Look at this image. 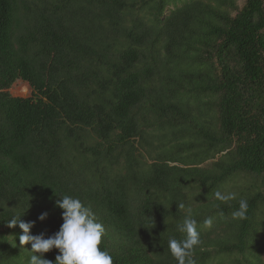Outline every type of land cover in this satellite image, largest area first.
Wrapping results in <instances>:
<instances>
[{"label": "trees", "instance_id": "1", "mask_svg": "<svg viewBox=\"0 0 264 264\" xmlns=\"http://www.w3.org/2000/svg\"><path fill=\"white\" fill-rule=\"evenodd\" d=\"M62 195L113 264H176L189 212L197 264H264V0H0V264L32 255L8 220L50 236Z\"/></svg>", "mask_w": 264, "mask_h": 264}, {"label": "clouds", "instance_id": "2", "mask_svg": "<svg viewBox=\"0 0 264 264\" xmlns=\"http://www.w3.org/2000/svg\"><path fill=\"white\" fill-rule=\"evenodd\" d=\"M216 197L222 201L234 198V194H222L217 192ZM56 200L55 205L62 210V220L59 230L46 236L45 233L38 235L30 234L35 222H25L21 216H13L8 220L7 226L15 228L17 225L22 230L19 236L20 245L31 244L32 255L27 264H113V257L107 250L101 249L102 237L105 228L95 216L89 206H86L79 198L62 195ZM178 208L184 209L185 204L180 203ZM248 203L246 200L239 201V208L232 213L234 218L243 219L246 216ZM47 212L41 213L38 219L44 221ZM212 218L203 221L204 227L212 226ZM177 229L183 234V239L170 238L168 250L176 260V264H197L192 253L200 245V231L198 222L191 213L185 215L177 224ZM57 249L59 254L55 261L44 258V253Z\"/></svg>", "mask_w": 264, "mask_h": 264}, {"label": "rangeland", "instance_id": "3", "mask_svg": "<svg viewBox=\"0 0 264 264\" xmlns=\"http://www.w3.org/2000/svg\"><path fill=\"white\" fill-rule=\"evenodd\" d=\"M8 92L12 97L26 98L30 96V89L27 84L19 80L15 81L11 85Z\"/></svg>", "mask_w": 264, "mask_h": 264}]
</instances>
